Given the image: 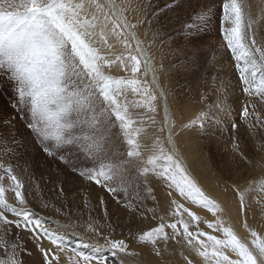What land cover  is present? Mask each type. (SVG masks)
Wrapping results in <instances>:
<instances>
[{"label":"snow or ice","instance_id":"snow-or-ice-1","mask_svg":"<svg viewBox=\"0 0 264 264\" xmlns=\"http://www.w3.org/2000/svg\"><path fill=\"white\" fill-rule=\"evenodd\" d=\"M219 7L221 47L250 98L239 118L255 134L264 129V36L258 39L264 10L254 17L248 0H220ZM165 8L153 0H0V75L12 83L13 107L26 113L42 151L103 188L130 215L154 222L126 237L113 235L109 210L99 197L104 223L90 216L84 227L103 244L80 237L78 246L69 247L68 233L60 231L65 226L59 221L56 229L47 226L30 206L23 179L11 163L0 160V264H26L17 251L19 239L6 238L12 227L17 237L19 231L32 234L38 264H109L105 252L119 264H141L132 241L160 264H264V232L248 222L256 212L264 220V176L223 187L247 233L241 237L228 208L205 192L181 154L183 132L210 135L221 123L220 114L228 116L233 108L227 86L221 85L216 101L181 122V101L160 86L151 43L142 38ZM213 14L211 7L194 14L186 25L193 38L209 26ZM229 123L233 130L238 127L235 120ZM232 147L252 163L238 140ZM73 153L82 158L80 164L70 158ZM151 181L162 186L166 206Z\"/></svg>","mask_w":264,"mask_h":264},{"label":"rangeland","instance_id":"rangeland-1","mask_svg":"<svg viewBox=\"0 0 264 264\" xmlns=\"http://www.w3.org/2000/svg\"><path fill=\"white\" fill-rule=\"evenodd\" d=\"M170 3L172 0H153L157 8H165ZM248 3L254 17L261 15L264 0H248ZM219 4L220 0H175L174 6L165 8L159 18L153 21L147 37L142 38L151 43L150 53L154 59L156 57L155 65L165 90L170 98L181 101L177 105V116L181 122L185 120L183 123H186L205 109L207 104L216 101L220 95L217 89L221 85L227 86V102L233 108L231 114H220L221 123L210 129V135L202 134L197 129L186 130L191 139V152L200 161L199 169L203 168L209 173L223 190L226 184L246 183L248 179L259 178L257 171L264 165V129L257 128L253 134L248 125L239 118L243 105L250 98L242 93L234 62L229 52L221 47ZM209 7L214 13L209 26L193 38L186 25L196 12ZM148 27L147 24L144 25V29ZM260 36H264V28L258 34V39ZM202 95L208 96V100L203 101ZM14 103L13 85L6 76L0 75V160L11 163L23 179L30 206L39 217L44 218L47 226L56 229L55 221L65 226L60 231L68 233L66 242L69 247L78 246L80 237L90 244H103L100 236L86 231L84 227L90 216L104 223V211L99 205V197L104 198L109 210V219L115 228L113 235L123 233L126 237L129 231L136 233L154 223L150 219L130 215L103 188L84 180L58 158L44 153L26 123V113L14 108ZM261 110L264 111V106ZM230 120H235L238 125L236 129H231ZM237 140L240 142V150L252 161L251 164L233 151L232 145ZM70 158L77 164L82 162L78 154H70ZM151 183L157 189V199H164L162 186L155 181ZM148 204L149 207L152 206L151 201ZM157 210L160 211V205H157ZM17 231L12 227L11 235L6 238H18L21 249L32 244V250L17 251L20 258L23 257V252L24 255L32 252L33 258L37 259L34 264H38L40 256L32 234L19 231L17 237ZM44 243L48 244V241L44 240ZM132 246H137L135 241H132ZM83 251L90 250L84 248ZM0 256H3L2 250ZM116 261L119 263V260ZM110 262L109 259V264Z\"/></svg>","mask_w":264,"mask_h":264},{"label":"bare ground","instance_id":"bare-ground-1","mask_svg":"<svg viewBox=\"0 0 264 264\" xmlns=\"http://www.w3.org/2000/svg\"><path fill=\"white\" fill-rule=\"evenodd\" d=\"M152 55L153 54H151V56ZM154 56H155V54H154ZM152 59H153V62L155 63L156 57L154 59L152 56ZM156 64H157V60H156ZM159 75L160 74L158 73V76ZM159 83H160V86L162 88H164L161 76H159ZM182 122H185V120H182ZM190 140L191 139H189V137L187 136L186 131L181 134V137H180L181 154H182L183 159L185 160L189 170L192 172L193 176L196 178V180L199 182V184L201 185V187L205 190V192L207 194H209L210 196H212L213 198H215L217 201L221 202L222 204H225V207L228 208L229 215H231L237 231L239 232L241 237H246L247 233L242 229L240 223L237 222L238 216H237V212H236L235 203H228L229 201L233 200V197L231 196L230 193H227V194L224 193V191L220 188V186L213 181V177H211L209 173H207L205 170H203V168L199 169V168H201V164H200L199 159L196 158L193 155V153L191 152ZM257 175H258V177L264 176V165H262L258 169ZM160 201H162V203L165 205L167 204L166 198H164ZM193 210L197 211L198 214H200L202 216H207V218L212 219L211 214L207 213L206 210H199V209H196L194 206H193ZM248 222L251 226L255 227L258 231L264 232V227H262V225H264V220L261 219L259 212H256L253 215H250ZM201 227H203V225H201ZM203 228H205V230H207L206 227H203ZM31 245L27 244L26 247L23 249H27V251H28L31 249V247H32ZM45 245L47 246V244H45ZM136 248L138 251L141 252V256H140L141 263L147 262L149 264H160L159 259L157 257H155L153 254H151L147 248H143L142 246H139V245H137ZM82 250H84V249H82ZM31 254H33V253L31 252ZM104 255L109 257L111 264H119L116 261V260H118L117 258L111 257L109 254H106V253H104ZM21 259L25 260L26 264H34L37 260L36 258H33L32 255H28V253H26L24 255V252H23V257H21Z\"/></svg>","mask_w":264,"mask_h":264}]
</instances>
